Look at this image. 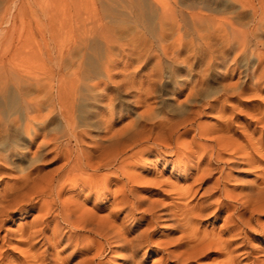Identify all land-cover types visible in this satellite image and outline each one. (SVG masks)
<instances>
[{
	"label": "bare ground",
	"instance_id": "1",
	"mask_svg": "<svg viewBox=\"0 0 264 264\" xmlns=\"http://www.w3.org/2000/svg\"><path fill=\"white\" fill-rule=\"evenodd\" d=\"M236 1L250 9L249 21L240 18L235 25L216 16L188 14L191 21L205 23L206 37L201 38V31L197 30L204 44L168 45L163 42L159 44L162 56L155 54V57L152 44H108L111 40L101 36L106 44L69 45L67 54L72 58V67L76 55L80 62L73 72L64 75L57 89L49 82L48 86H41L40 78H32L25 72H17L16 78L13 77L15 90L0 89V230L13 214L18 213L26 219L34 212L38 213L33 221L19 229V243L27 249L21 250V255L15 258L10 257L8 251L0 253V264H105L99 260L113 253L115 248L123 251V264H146L149 252H152L149 248L151 234L147 230L141 231L129 240L126 235L130 227L122 221L119 228L115 221L123 213L127 214L124 219L134 216L144 204L137 195L140 188L135 186L140 178L129 170L145 154L155 152V156L160 157L167 153L179 158L187 150L182 138L191 133L204 157L210 158L203 177L216 172L221 175L209 192L217 187L220 189L223 181L233 178L222 165L226 156H248V166L252 168L257 163L264 164V139L258 141L257 147L250 134L254 123H264V104L249 108L250 122L239 135L246 140L244 147L240 148L230 136L234 131V120L227 119L228 113L235 116L233 119H240L242 107L248 108L252 102H264V0ZM8 12L7 9L0 16V37L12 18ZM165 13L168 12H163L158 21L161 35L172 30L167 22L169 15L165 16ZM180 15L184 16L183 13ZM226 27L236 33L238 41L233 33L232 36L236 37L237 44H229L228 33L222 34ZM57 51L60 59L66 52L62 47ZM46 52L48 61L53 63V51L48 49ZM151 57L157 62L153 70L145 73L135 70L145 67ZM131 91L135 92L136 108L147 107V110L138 120L117 128L125 118L126 108L116 109L115 93L121 95ZM156 91L159 94L170 92L178 100L185 96L186 106L176 113L161 104L157 112L150 103L155 99ZM9 98L19 104L16 115H10L12 104L6 103ZM79 98L88 102L86 107L84 103L80 104V108L93 111L92 116L102 130L98 136L91 135L89 126H86L87 130L84 124L81 125L75 107ZM152 113L158 116L152 118ZM205 114H211L216 122L212 125L199 123L198 119ZM52 124L57 127L51 129ZM56 129L57 132L51 133ZM209 136L215 137L213 143L202 144L201 141ZM20 147L26 152L21 154ZM30 156L34 157L30 160ZM54 165L57 167L48 170ZM232 167L238 168L239 164L234 163ZM259 179L262 183L258 186L250 183L246 187L245 202L233 217L236 224H240L243 211L250 207L264 212V170ZM114 184L120 185V189L113 191ZM222 187L224 197L230 198L225 191L226 185ZM184 192L188 195L191 189ZM112 199L116 211L107 217H98L96 212L110 208ZM90 201H94L93 210L87 208ZM144 206L139 220L154 214V204ZM182 215L184 218L176 221V227L185 230L192 225L194 217L191 211ZM189 237L182 238L186 250L176 258H195L204 245L218 243L206 236L197 237V234L193 240ZM100 240L102 243L98 242ZM230 245L226 264H239ZM143 247L148 250L140 256ZM160 251L163 260L171 255L168 248ZM161 261L154 264H163Z\"/></svg>",
	"mask_w": 264,
	"mask_h": 264
},
{
	"label": "rangeland",
	"instance_id": "2",
	"mask_svg": "<svg viewBox=\"0 0 264 264\" xmlns=\"http://www.w3.org/2000/svg\"><path fill=\"white\" fill-rule=\"evenodd\" d=\"M0 4V16H3L7 9L9 15L12 16L10 22L5 25L6 27L4 26L5 31L0 37V74H2L0 75V89L3 87L9 91L15 90L13 77L18 75L17 72L29 73L31 77L37 76L41 79V86H48L49 84L52 86L53 84L57 89L64 75L67 72H73L80 62L76 55L73 58L75 66L72 67V58L67 54L70 46L106 44L105 40L102 39L105 37L107 40H111V43L108 44H152V55L156 57L155 54H157L158 57V55L162 56L159 44L163 42V44L168 45L204 44L201 38L207 36L208 31H205L208 29L205 23L191 21L188 15L190 13L216 16L218 19L231 21L235 25L239 21L238 19H245L247 22L251 17L250 9L243 8L241 3L236 0H0ZM165 11L168 12L165 13V16L169 15V18H165L169 19L167 22L172 30L161 35L158 21ZM180 13H183L184 16ZM199 26H201L200 29H198ZM197 30L201 31H199L201 38ZM225 32L228 33L229 44H237L236 33L234 34L230 27L224 28L222 34ZM232 33L237 38L233 37ZM158 37L162 39V42L159 41ZM102 40L103 42H101ZM59 47L66 51L61 59L57 51ZM48 49L53 51V63L48 61V52H46ZM16 54L17 56L14 57ZM84 62L86 63V60ZM156 63V59L151 57L145 67H137L135 70L139 71L140 69L141 73L150 72L156 67ZM86 67L84 64V68ZM48 78L50 79L48 80ZM3 79H7V82H4ZM42 79L46 80L42 81ZM115 95H117L116 99L118 100L115 102L116 109L123 106L126 108L123 113L125 118L123 122L117 124V128L138 120L139 115L147 110V107L136 108L133 98L134 91L128 94L123 92L121 95L116 92ZM14 99L17 100L15 97ZM185 100V96L178 100L170 92L159 94L156 91L155 99L150 103L157 112L161 104H165L167 109L178 113L182 107L186 106ZM13 102L11 98L6 101L8 105H13L9 106L10 115H16L18 108L16 105H19L15 102L13 104ZM83 103L80 98L76 101V115L81 125L84 124L85 128L89 126V130L86 129L90 131L92 136H98L102 130L97 126L96 120L92 116L93 111H90V108H85L87 106L85 104L88 102L84 103L85 109L80 108V104ZM89 103L92 102L89 101ZM259 104H264V102H252L248 108L242 107L243 113L240 119H233L234 115L227 114L228 120H234V131L230 136H233V140L239 144L240 148L246 145V140L240 138L239 135H242L245 124L250 122L251 116L248 113L251 111L249 108ZM145 115L147 117L148 113ZM151 116L153 118L158 115L152 113ZM198 121L204 125H212L216 122L211 114L202 115ZM52 125L51 129L57 127V124ZM54 132H57V129L51 133ZM250 134L254 139V144L264 139V123L257 125L254 123ZM193 137L194 133H191L182 138L187 150L179 158L167 153L160 157L155 156V152L154 154H145L141 158L143 161L137 162V165L129 170L131 174H136L135 176L140 178L135 186H139L140 191L137 195L143 199L141 201L144 204L135 212L134 216H129L127 219H124L126 213L120 214L115 220L116 226L120 228L122 221H125L126 225L130 227L127 230L129 233L126 235L129 240L134 239L141 231L147 230V233L151 234L149 248L152 249V252H149L150 258L147 259L146 264H154L161 260L163 264H226L230 257L228 253L230 243V249L234 250L233 256L238 258L239 264H264V212L257 210L256 207H250L243 211L240 224H236L235 218H233L237 216V210H241L240 207L245 202L244 196L248 193L246 187L250 183L254 186L262 183L259 178L261 171L264 170V164L257 163L253 169L248 166V156H243V154L234 157L226 156L222 165L226 172L233 174V178L223 181L222 185H226L225 191L230 198L224 197V193L220 190L223 188L222 185L220 189L217 187L209 192L212 187H215V183L221 175L214 172L215 174L203 177L204 171L208 169L207 164L210 158L204 157L193 141ZM213 139H215L214 136H209L201 143L209 145L213 143ZM20 150L21 154L26 152L23 147H20ZM248 155L250 158L252 157L251 152ZM33 157L28 158L31 160ZM132 162L136 161L133 160ZM234 163L239 164V167H232ZM57 165L50 166L48 170L54 169ZM205 174L209 173L206 172ZM114 185L112 189L117 191L120 189L121 183L118 186L117 184ZM185 189H191V193L185 195ZM65 197L69 196L66 195ZM147 204L155 205L154 214L146 215L145 219L139 220L144 207H146L144 205ZM109 205H111L110 208L96 212L98 217L104 218L109 213L116 211L113 199ZM93 207L94 201L88 202L87 208L93 210ZM200 209L204 211L201 212ZM188 211H191L194 222L185 230L177 228L176 221L183 219L182 214ZM34 213L26 219L18 213L8 218L3 229L0 230V253L8 251L10 257L15 258L21 255V250L27 249L26 246L19 243L21 241L19 229L22 225L33 221L38 215L37 212ZM231 231L233 232L231 233ZM194 234H197V237L206 236V239L218 241V243L204 245V251L202 250L195 258L188 260L176 258V255L184 254L186 250L183 248L182 238L190 236L189 239L193 240ZM98 242L102 243V240ZM164 248H168L171 254L165 260L160 254V250ZM146 249L145 247L141 248L139 255H143ZM122 253L120 248H115L113 253H108L99 261L105 264H123Z\"/></svg>",
	"mask_w": 264,
	"mask_h": 264
}]
</instances>
